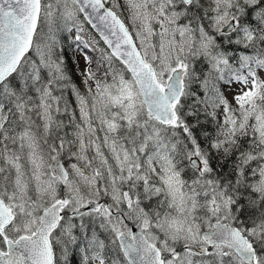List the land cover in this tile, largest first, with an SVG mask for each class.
Instances as JSON below:
<instances>
[{"label":"snow or ice","instance_id":"snow-or-ice-1","mask_svg":"<svg viewBox=\"0 0 264 264\" xmlns=\"http://www.w3.org/2000/svg\"><path fill=\"white\" fill-rule=\"evenodd\" d=\"M77 255L264 264V0H0V264Z\"/></svg>","mask_w":264,"mask_h":264},{"label":"rangeland","instance_id":"rangeland-1","mask_svg":"<svg viewBox=\"0 0 264 264\" xmlns=\"http://www.w3.org/2000/svg\"><path fill=\"white\" fill-rule=\"evenodd\" d=\"M125 18H126V14H125ZM45 31H47V29H45ZM74 37H75V29H73L71 32H68L67 30L56 32V39L58 41L57 50L63 56L64 62L67 61L65 66L68 71V74L72 79V82L76 84L78 87H80L81 90H83L84 85L82 84V77L80 73L85 68V61L83 59V55L76 50L74 44ZM69 49H72V55L70 56V58H68V55H65V53H69ZM229 99H231V96H229ZM73 258L75 259L76 264H78L79 256L77 255Z\"/></svg>","mask_w":264,"mask_h":264},{"label":"trees","instance_id":"trees-1","mask_svg":"<svg viewBox=\"0 0 264 264\" xmlns=\"http://www.w3.org/2000/svg\"><path fill=\"white\" fill-rule=\"evenodd\" d=\"M89 31L92 32V34L95 35L97 39H99L98 36L90 28H89ZM101 45H103L102 42H101ZM65 55H68V58H70V56L72 55V49H69V53H65ZM66 63L67 61H65V64ZM72 259H73V264H76L75 259L74 258Z\"/></svg>","mask_w":264,"mask_h":264},{"label":"water","instance_id":"water-1","mask_svg":"<svg viewBox=\"0 0 264 264\" xmlns=\"http://www.w3.org/2000/svg\"><path fill=\"white\" fill-rule=\"evenodd\" d=\"M93 31V30H92ZM94 32V31H93ZM95 33V32H94ZM96 34V33H95ZM97 36H98V34H96ZM98 38H99V36H98ZM102 42V41H101ZM102 44H103V42H102Z\"/></svg>","mask_w":264,"mask_h":264}]
</instances>
